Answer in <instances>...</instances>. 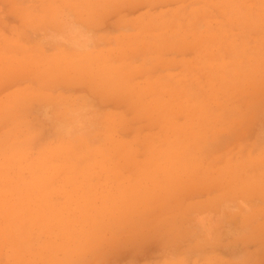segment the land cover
<instances>
[{
  "label": "rangeland",
  "instance_id": "1",
  "mask_svg": "<svg viewBox=\"0 0 264 264\" xmlns=\"http://www.w3.org/2000/svg\"><path fill=\"white\" fill-rule=\"evenodd\" d=\"M0 264H264V0H0Z\"/></svg>",
  "mask_w": 264,
  "mask_h": 264
}]
</instances>
